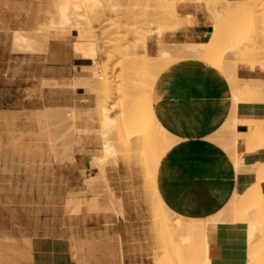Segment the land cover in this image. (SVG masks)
<instances>
[{
	"label": "crops",
	"instance_id": "1",
	"mask_svg": "<svg viewBox=\"0 0 264 264\" xmlns=\"http://www.w3.org/2000/svg\"><path fill=\"white\" fill-rule=\"evenodd\" d=\"M178 12L179 26L167 30L161 39L154 36L148 40L150 55L158 54L160 43L208 39L213 27L205 6L187 4ZM18 24L22 30L28 29L24 19ZM6 28L0 13V118L48 107L75 108L82 116L81 127L99 130L97 97L80 84L88 77L90 80L91 72L84 68L93 62L76 50L79 32L72 30L65 37L51 39L43 51L29 53L14 51L13 37L8 40L3 33ZM237 74L242 79L264 81L259 68L240 65ZM155 94L157 120L176 138L168 159L159 167V194L179 216L213 218L235 193H243L256 181L248 171L235 177L231 171H222L223 166L231 165L219 137L230 114L227 84L217 71L191 61L164 72ZM238 117L264 120V103H240ZM247 130V126L238 125V132ZM98 151L97 140L91 138L81 152H75L70 166L77 168L73 174L79 181L58 187L61 197L53 204L43 198L50 193L49 186L17 185L25 174L0 171V264H154L161 242L147 215L144 193L126 181L128 173L120 166L106 167L107 197L100 199L87 192L92 186L84 182L82 171L92 168V159L100 156ZM243 152L240 142L239 153ZM1 153L0 162L19 161L17 154ZM243 159L248 167L264 162V150L244 154ZM262 188L264 191V183ZM69 198H73L70 204ZM206 239L211 264H248L246 224L209 222Z\"/></svg>",
	"mask_w": 264,
	"mask_h": 264
},
{
	"label": "bare ground",
	"instance_id": "2",
	"mask_svg": "<svg viewBox=\"0 0 264 264\" xmlns=\"http://www.w3.org/2000/svg\"><path fill=\"white\" fill-rule=\"evenodd\" d=\"M111 1L51 0L50 6L46 8V10L48 9V21L43 25H38L37 32H32L33 36H28V34L24 33L25 31H17L14 38V46H16L18 50L32 52L35 50V42L39 40L38 38L40 37L49 40L50 38H60L62 35L70 33L72 30H77L79 32L78 38L80 42H78L77 45L86 46V49L79 50L78 52L93 62V66L91 65V67L84 68V71L88 70L91 72L90 80H88V77L87 80L84 79V81H81L83 83L80 84L85 86L89 92H93L97 97L96 114L100 119L101 134L103 135L102 151L104 153L102 156L95 157L92 165L98 168L99 176L101 178L106 177L107 171L104 165L105 161L109 159L110 156H115L119 152L127 155H138L140 153L139 155L142 156L143 160L151 164L158 160L156 159L157 155L161 157L160 153H168L175 144V136L170 134L157 120L154 107L157 101L155 90L159 77L155 74H159L157 71L164 67L159 65L158 62L161 63L162 61H159L161 59L167 62L168 58L170 59V55L173 54L175 55H173V59H177V62L173 60V64L176 63L179 66L185 62L197 61L205 67H210L218 71L221 76H226L225 79L228 77L229 79H227V82H230L229 86L232 84L230 89L231 94L228 96L231 102L230 114L222 126V134L218 133L216 136L218 137L220 134L219 137L222 138L221 141L219 140L220 144L221 146L223 145V150L231 161V165L223 166L222 171L227 173L233 171L235 176L246 170H250L252 174L256 170L263 171L264 162L248 167L245 165L243 159L244 154H254L258 148L261 149L262 146L264 148L263 120L239 118L238 105L240 103H264V81L242 79L238 76L237 72L240 65L248 66L252 69L259 68L264 72V16L258 14L260 11L264 10V0H209L211 4H206L207 0H143L146 2V5L144 7L139 6L140 10L138 8L135 9V7L133 8L132 3L131 5L127 3L120 6L119 1H116L117 3ZM142 2L139 5H141ZM178 2L184 5H186V3L202 5L201 3H203L212 17L213 30L205 42L173 45L160 43L158 54L155 56L150 55L147 48L148 40L154 36L161 39L167 30L180 25ZM142 5H144V3ZM230 6L232 7L228 9L227 12L222 13V9ZM150 9H153V11L151 12ZM109 11L120 19L117 20V18H115V21L110 24L113 27L100 33L96 24H100ZM140 16L144 17L143 21L145 22L143 23L150 24L149 27H136L135 25L137 23L133 21L132 25H135H130L131 27H128L129 25L126 23L127 27H124V30L121 25L123 23L122 20L131 19L130 21H132V18H134L137 21L136 18H142ZM118 21L120 23H117ZM113 30L116 32L115 36H111ZM121 30L124 31V33H122ZM248 30H251V34L247 33ZM131 36H133V39H131L133 43L131 45L129 44L131 47L129 49V45L125 43V40H129ZM110 45L112 47L114 46L115 49L112 48L113 50L110 52L103 49L104 47H111ZM124 46L126 47L124 50L125 52L122 53L124 57H128V60L137 62V64H139L138 61L149 63L148 65L151 64L153 67H156L153 68L155 70H152V73H150L152 66L147 65L148 67H145V69L148 68V70H146L147 73H149L147 76L144 70L146 64H144V66L142 65L143 67L140 65L142 68H139L146 74L142 71H140L139 74L143 73V75H145L144 78H138L137 74V76H135L136 78H133L129 76L130 74H125V66L123 65L124 67L121 68V72L115 75V73H113L115 63L113 67H111V65L114 58H117V56H119L118 54L122 52L121 48ZM138 47H140L139 52H137ZM141 48H143V52ZM140 51L142 53H140ZM138 53L141 54V58L139 56L137 57ZM101 54H103V56ZM231 56H234V59H232ZM175 57L177 58L175 59ZM125 61L126 64L127 59ZM164 62L162 65H164ZM168 62L170 61L168 60ZM119 64L121 63L119 62ZM119 64L116 63V66ZM153 73L155 74L153 75ZM126 75L128 77L124 78ZM146 76L147 79L145 78ZM119 78H121V83L119 82ZM76 86H79V84ZM145 88H150L153 93L152 102L149 103V105L147 104L148 97L146 98V94L148 93H145L146 90L144 92L135 93L137 90L142 89L143 91ZM148 95L150 96V93ZM88 99L91 100L90 98ZM46 109L59 110L58 108L49 107ZM71 110L73 111V117L76 121L78 118V111L75 108H71ZM42 111L45 112V110ZM42 111L41 114L39 113V116L45 115L42 114ZM239 124L247 126L248 130L241 133L238 132L237 128ZM75 129V133L89 131L87 127H76ZM116 135L120 137L118 140L116 139L117 137L113 138ZM241 140L244 146L243 153H239V144ZM158 161H161V159ZM95 178L96 176H91L86 179L85 183H89L91 179ZM261 183H258L259 186L257 185L259 189ZM262 193L264 192L262 191ZM236 199L237 198L233 195L228 205L213 218L205 220L190 219L194 223L200 222L198 225L195 224L193 226L198 227V229L197 231L190 229L189 234L184 235L182 241L184 244H187L192 239L191 235L199 237L201 244L200 248L204 255L202 264H211L208 257V244L206 239V229L209 222L228 221L231 217V212L236 211ZM237 214L242 223L248 226L249 241L252 242L258 235H262L260 240L262 244L258 243L259 246L256 245L257 242L254 244L257 248H254V246L252 247L253 244L248 242L253 248L250 247L248 249V251L251 249V251L248 252V264H264V256L261 255L264 254V232H262V234L255 233V230L258 229L257 223L261 213H259V217H257L258 215L253 209H244ZM172 215L174 216L173 225L175 230L177 233H182L184 231L182 223L184 217L174 212L171 213L170 216Z\"/></svg>",
	"mask_w": 264,
	"mask_h": 264
},
{
	"label": "rangeland",
	"instance_id": "3",
	"mask_svg": "<svg viewBox=\"0 0 264 264\" xmlns=\"http://www.w3.org/2000/svg\"><path fill=\"white\" fill-rule=\"evenodd\" d=\"M111 1V0H108ZM115 1V2H113ZM111 2L117 3L118 1L120 2V6L124 4H129L135 9L140 7H144L146 4V0H113ZM117 1V2H116ZM129 1V2H128ZM139 1V2H138ZM144 5H139L141 2ZM51 0H0V13H1V21L4 26L7 28L3 31L5 34L6 38L10 40L13 37V49L14 51L17 52H27V51H21L14 46L15 42V35L17 31H22L28 36H33V33H36L38 25H43L45 24L49 16L47 14L46 8L50 6ZM122 3V4H121ZM211 4L209 0H207L206 4ZM178 9L180 6H183V3L178 2ZM187 4H195V3H186ZM203 6H205L203 3H201ZM197 5V4H195ZM232 6L228 8L222 9V13H225L230 9ZM234 7V6H233ZM120 8V7H119ZM206 8V7H205ZM143 9V8H141ZM207 9V8H206ZM140 10V9H139ZM152 12L153 9H150ZM264 11V10H263ZM260 11L258 14H261L264 16V12ZM208 12V9H207ZM111 14V16H110ZM114 14V13H113ZM112 12H108L107 16L103 19V21L100 24H96V27L100 30V33L110 29L111 22L115 21V18L119 20L118 16H114ZM210 15V14H209ZM22 17V19H21ZM120 17V16H119ZM141 19L136 18L137 22L134 18H132V21H127V20H122L123 23L121 24L122 27H128L134 26L135 24L132 25L133 21L136 22L137 24L135 25L136 27H149L150 24L143 23L144 17ZM211 17V15H210ZM110 18V19H109ZM114 18V19H113ZM27 21L29 23L28 29L27 30H22L21 25L18 24V21L20 20ZM125 19V18H124ZM112 20V21H111ZM212 20V17H211ZM129 22V24H128ZM6 23V24H5ZM117 23H120L119 21ZM127 23V25H126ZM126 26H124V25ZM131 25V26H130ZM121 27V28H122ZM155 27V26H154ZM120 28V29H121ZM122 28V29H123ZM18 29V30H15ZM14 30V31H13ZM118 30V29H115ZM125 30V28H124ZM34 31V32H33ZM36 31V32H35ZM33 32V33H32ZM122 33L124 31L121 30ZM251 30L247 31V33H250ZM31 33V34H29ZM114 30L112 31L111 36H115ZM246 33V32H245ZM70 33H66V35H62L60 38L65 37L69 35ZM114 34V35H113ZM30 36V37H31ZM133 36L129 38V40H125L124 42L127 45H131L133 42H131L133 39ZM5 39V38H4ZM5 39V40H7ZM35 42V50L29 53H34V52H41L43 51L49 41L51 39H58V38H50L49 40H45V38H38ZM43 39V41H42ZM123 42V44L126 46V44ZM129 45V49L131 48ZM111 46V45H110ZM121 48L122 52L119 53L117 58L115 57L111 67H113L115 63V67L113 68V73L117 75L118 73L121 72V68L125 66L124 71L126 72L125 74L135 77L138 75V78H144L145 75H143L142 68L144 64V70H148V68L145 69V67H148L147 63H144L143 61H138L133 62L131 60H128V57H124L122 53H124L126 47ZM115 47H104L103 49H106V51H112ZM86 49V46H79L76 44V50H82ZM140 47L137 48V52H139ZM116 51V50H114ZM119 51V50H118ZM141 51L143 52V48H141ZM140 51V53H142ZM176 54V53H175ZM103 56V54H101ZM174 55V54H173ZM173 55H170V59L168 57V60L170 62L163 61L162 59L159 61H162L159 63V65L164 66L163 72L162 69H160L159 74L153 73V75H158L159 77L164 73V72H170L171 68L174 66H178V64H173ZM140 57L141 54L138 53L137 57ZM119 57V58H118ZM124 57V58H123ZM141 58V57H140ZM139 58V59H140ZM177 57H175L176 59ZM232 59H234V56H231ZM118 59V61H117ZM127 59V63L125 64V60ZM165 60V59H164ZM177 60V59H176ZM174 60L175 62H177ZM124 61V63H123ZM145 61V60H144ZM119 62L122 64H119ZM146 62V61H145ZM164 62V65H162ZM116 63L119 65L116 66ZM129 63V65H128ZM133 65H132V64ZM142 63V64H141ZM170 63V64H169ZM137 64V65H136ZM124 65V66H123ZM139 65V66H138ZM142 67H141V66ZM148 65V66H147ZM169 65V67H168ZM152 66V65H151ZM172 66V67H171ZM110 67V68H111ZM132 67V68H131ZM140 67V68H139ZM129 68V69H128ZM131 68V69H130ZM138 68V69H137ZM153 68H156L155 66H152V69H150V73H152V70H155ZM210 68V67H208ZM122 71V72H124ZM132 71V72H131ZM139 71V72H138ZM142 71L143 73L142 76L140 73ZM218 72V71H217ZM132 73V74H131ZM147 73V71H146ZM145 73V74H146ZM219 73V72H218ZM124 74V75H125ZM134 74V75H133ZM137 74V75H136ZM149 73H147L148 76ZM220 74V73H219ZM125 76L124 78L128 77ZM152 75V74H151ZM221 75V74H220ZM147 76L145 77L147 79ZM156 76V77H158ZM158 77V79H159ZM136 78V77H135ZM222 78L227 84L229 95L231 94V86H229L230 82H227L229 79L226 76L222 75ZM121 78H119V82ZM230 81V80H229ZM232 83V82H231ZM145 93H150V96L146 94V98L148 97V105L149 103L152 102V96L153 93L150 90V88H145L143 91L142 89L137 90L135 93L139 92H144ZM149 90V91H148ZM145 95V94H144ZM145 98V99H146ZM147 100V99H146ZM144 100V101H146ZM147 107V105H146ZM45 110L42 111V116H39V113L41 114L40 110L37 111H22L17 113V115L12 116L11 118H0V153L1 154H17L19 161L14 163V162H0V171L1 172H18V173H23L25 174L22 178H19L17 180V185H25L27 182V186H49L50 187V193L48 195L43 196L44 202L49 203H57L58 199L61 197V195H58V187L67 185H73L75 181H79V176H75L73 174V170L77 169L74 167H71L70 165L74 162V154L75 152L79 151L81 152L83 149V145L85 142H88L91 140V138L97 140L99 144V151L97 152L100 156L103 155V151L100 149H103V138H102V131L101 127H99V130L93 131L90 130L88 126H86L89 131L88 132H81V133H75L76 127H81L80 123L82 122V116L78 114V118L76 121L74 120L73 117V111L71 109H59V110ZM44 112V113H43ZM38 113V115H37ZM97 118L99 119L98 115L96 114ZM39 117V119H38ZM88 118L91 120V116L89 115ZM80 119V120H79ZM88 120V121H89ZM41 121V122H40ZM100 121V119H99ZM263 125H264V120H263ZM40 127V128H39ZM85 128V127H83ZM101 131V132H100ZM21 133V134H20ZM18 135V136H17ZM38 137V138H36ZM117 137L116 139L118 140L120 137L119 136H114L113 138ZM242 142V140H241ZM261 147V146H260ZM263 150V146L261 147ZM260 148L257 149L256 153L261 151ZM12 151V152H10ZM170 152V151H169ZM160 153L161 157L159 155L156 156V159H161V161H155L151 164H148L143 160L142 156L139 154L135 155H127L125 153L119 152L115 156H110L109 159H107L104 163L105 169L106 167H117L120 166V169H122L124 172H127L128 174V179L126 180L130 185L138 186L142 189V192L144 193L145 197V202L147 205V210L148 213L147 215L150 217L152 220V224H154L155 231L157 235L159 236L161 246L160 249L156 252V257L154 264H202L203 262V253L200 248V239L198 236H192V239L189 241V243L184 244L183 243V236L189 234V230L193 229L196 230L198 227H193L195 224L198 225V223L192 222L190 219L183 218V226H184V231L182 233H177V231L174 228V221L173 218L174 216H170L173 211L165 204L163 198L160 196L159 191H158V172H159V167L162 164V162L165 159H168L170 153ZM159 157V158H158ZM6 158V157H5ZM94 158L92 159L93 162ZM92 165V168L90 170L82 171V176L85 181V178H90L91 176L89 175H95L97 170H95ZM66 171V173H65ZM107 171V170H106ZM248 172H251L250 170H246ZM65 173V176H63ZM70 173V174H69ZM227 173V172H224ZM229 173V172H228ZM29 175L30 178H26V175ZM232 176L235 177L234 172L231 171L230 173ZM256 177L255 183H253L246 191L243 193H235L234 196L237 198L236 202V211L231 212V217L229 218L228 221L230 222H240L242 223L241 219L238 217V212L242 210H249L253 209L256 211L257 215L261 213L260 219L257 223V230H255L256 234H262L264 232V193H262L263 188L262 183H264V170L259 171L256 170L253 173ZM35 178H34V177ZM41 178H38V177ZM77 177V178H76ZM76 178V180H75ZM1 179V178H0ZM1 181V180H0ZM262 182V183H261ZM258 183H261L260 189L258 188ZM89 186H92V188H89V193H93L92 195L104 199L107 197V190L109 184L107 181V175L105 178H101L99 174L96 175L95 179H91L90 182L86 183ZM80 185V184H79ZM258 185V186H257ZM264 192V191H263ZM80 195V194H79ZM83 196H87L88 193H83L81 194ZM72 197L73 195H68V197ZM21 197L19 196V203H21ZM38 197V196H36ZM73 198H69L67 203L70 204ZM263 199V200H262ZM22 203H25V200L22 201ZM259 217V215L257 216ZM260 236V237H259ZM262 235H258L252 243L251 241L248 240L249 243L253 244L252 247L257 248L255 246V242L262 244L260 242ZM248 249L251 247L250 244H248ZM259 246V245H258ZM264 246V245H263ZM251 247V248H252ZM263 248V247H262ZM253 249V248H252ZM258 250V249H257ZM256 250V251H257ZM251 251V249H250ZM248 251V252H250ZM255 251V252H256ZM259 253V252H258ZM261 254V253H260ZM253 255V254H249ZM255 255V253H254ZM264 256V254H261ZM250 257V256H249Z\"/></svg>",
	"mask_w": 264,
	"mask_h": 264
}]
</instances>
